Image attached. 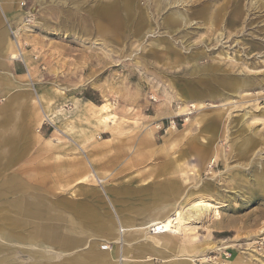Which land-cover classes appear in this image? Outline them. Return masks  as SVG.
<instances>
[{"label": "rangeland", "instance_id": "obj_1", "mask_svg": "<svg viewBox=\"0 0 264 264\" xmlns=\"http://www.w3.org/2000/svg\"><path fill=\"white\" fill-rule=\"evenodd\" d=\"M9 3L25 55L0 63L15 86L0 92V264L59 208L82 202L115 221L109 192L145 178L192 188L184 202L206 197L219 216L179 228L185 252L166 257L125 231L130 254L264 264V0H0V23ZM8 143L21 150L6 157ZM105 236L92 240L117 253Z\"/></svg>", "mask_w": 264, "mask_h": 264}, {"label": "crops", "instance_id": "obj_2", "mask_svg": "<svg viewBox=\"0 0 264 264\" xmlns=\"http://www.w3.org/2000/svg\"><path fill=\"white\" fill-rule=\"evenodd\" d=\"M3 8L5 15H3L0 23V63L15 61V50L9 35L14 32L13 26L18 21V17H20V14L12 9L11 3L4 5ZM14 87V81L2 82L0 83V92L9 91ZM14 147L15 145L7 148V150L13 152L9 155L11 157L16 150H21V148H16L15 150ZM11 157L9 160L7 159L5 165H9V162L13 161ZM182 174L185 175L186 172H182ZM141 182L143 186L137 190L125 186L124 189L121 188L120 190L109 192L113 208L119 214V216L117 214V218L113 222L106 221L101 225L98 222L101 216L96 209L97 207L85 204L87 207L81 208L79 206L84 204L82 202L76 203L68 209L59 208L53 213L54 217H50L49 212L46 211V215L49 214L48 218L41 219L39 217L38 219L39 241L33 242L32 240L31 242L37 247L36 251L38 253L31 255L26 253L28 264H115V260L117 264H120V261L122 262L121 264H129L130 262L148 264L149 260L144 261L140 256V252L161 257L167 256L166 250L177 253L185 252V248L176 245V242H174L176 241L175 238H177L174 235L164 233L145 235L144 228L172 214V211L190 196L192 188H188L187 193L184 195L186 187H181L176 182L164 180L157 186H153L149 178H145ZM199 192V194H206L204 187H200ZM167 194L173 196V202L168 203V198H162L166 197ZM97 205L99 207L100 203ZM65 211L68 212V217L63 215ZM108 226H111L113 230ZM132 230L141 231L136 233V236L139 237V241H143L141 251L135 254L129 253V249L126 248L129 245L126 241L127 236L122 235L125 231ZM102 231L106 232V238H111L110 240L117 249V253H112L113 246H111L112 251L101 250L105 245L92 240V236L95 233ZM152 236H154L153 240L150 239ZM146 238H149V240H146ZM24 241L23 243L12 244L13 251L12 256L10 252L8 253V264H20L22 259L19 258V255L25 254L28 246H33L27 244L29 243L27 242L28 240ZM36 242L37 244H35ZM112 242L107 241L108 244ZM98 246L99 250L97 249ZM84 248L85 250L83 251ZM187 248L190 249L189 247ZM129 258H131L130 260L138 259L139 261H129ZM173 264H183V262L181 260Z\"/></svg>", "mask_w": 264, "mask_h": 264}, {"label": "bare ground", "instance_id": "obj_3", "mask_svg": "<svg viewBox=\"0 0 264 264\" xmlns=\"http://www.w3.org/2000/svg\"><path fill=\"white\" fill-rule=\"evenodd\" d=\"M24 27H26V26H24ZM12 34H14V32H12ZM12 43H13V47H14V50H15L14 59L15 60H18L20 62H23L22 61L23 60V55H25V51L22 50V49H24L23 48V44H21L20 41L18 42L17 40H13ZM26 59H27V61H26L25 65L28 66V67H30L31 62L25 56V60ZM8 145L9 146L15 145V147H14L15 150L17 148V143H8ZM205 148L206 147L202 146L198 150L199 158L202 159V160H204L206 158L205 157L206 156V153H205L206 152V149ZM9 155L10 154H7V153L5 154L6 157L9 156ZM257 155H258V153H257ZM262 173H263V171H262ZM263 175H264V173H263ZM205 198L206 197L199 196L197 199H195L192 202H183L175 210L172 211V214L168 215L167 217H165L162 220H158V221H156V222H154V223L149 224L148 226H146L144 228L145 229L144 234L146 235V234H149V233L150 234L151 233L152 234H163V233H166V234H171V235H177V234H179L177 231H179L178 229L181 228V227H187V226H189L191 224H195L198 227V225H200V223L204 225L206 222L209 223L212 220H217V218L219 216V212H218L219 203L218 202H216L214 204L209 203L208 202L209 199L206 200ZM79 207L86 208L87 206L85 204H83L82 206H79ZM92 210H93V208H92ZM192 228H193V230L198 229V228L193 227V226H192ZM147 229H149V230H147ZM101 250H109V251H112V248L110 246H105ZM188 250L190 251V249H188ZM183 264H186V263L183 262Z\"/></svg>", "mask_w": 264, "mask_h": 264}, {"label": "built area", "instance_id": "obj_4", "mask_svg": "<svg viewBox=\"0 0 264 264\" xmlns=\"http://www.w3.org/2000/svg\"><path fill=\"white\" fill-rule=\"evenodd\" d=\"M29 21H31V20L29 19V17H27L26 22H29ZM18 47H19V46H18Z\"/></svg>", "mask_w": 264, "mask_h": 264}]
</instances>
